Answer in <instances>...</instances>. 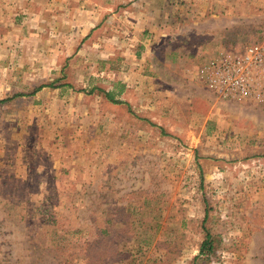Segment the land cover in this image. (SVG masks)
Listing matches in <instances>:
<instances>
[{
	"label": "rangeland",
	"instance_id": "374dc122",
	"mask_svg": "<svg viewBox=\"0 0 264 264\" xmlns=\"http://www.w3.org/2000/svg\"><path fill=\"white\" fill-rule=\"evenodd\" d=\"M260 44L264 0H0V101L55 86L0 104V264H264V70L202 73Z\"/></svg>",
	"mask_w": 264,
	"mask_h": 264
},
{
	"label": "built area",
	"instance_id": "2783aa9c",
	"mask_svg": "<svg viewBox=\"0 0 264 264\" xmlns=\"http://www.w3.org/2000/svg\"><path fill=\"white\" fill-rule=\"evenodd\" d=\"M264 70V44L252 45L243 52L227 53L203 69L209 87L226 99L250 98L255 89L254 75Z\"/></svg>",
	"mask_w": 264,
	"mask_h": 264
},
{
	"label": "trees",
	"instance_id": "16d2710c",
	"mask_svg": "<svg viewBox=\"0 0 264 264\" xmlns=\"http://www.w3.org/2000/svg\"><path fill=\"white\" fill-rule=\"evenodd\" d=\"M62 86H70L68 84H64ZM47 87H51V88H54L55 86L53 84L51 85H42L40 87H38L37 89L34 90V92L32 93H19V94H15L14 96L12 97H9L5 100H1L0 101V104H5L7 102H10L12 100H15V99H23L25 97H30V96H34L37 92L43 90L44 88H47ZM92 93V91H90V94ZM104 95L106 97V99L108 101H110L111 103L113 104H122L123 102L116 99L110 92H105L104 91ZM214 250V247H213V242H212V239H211V235L209 233H207V238H206V241L202 244V250H201V254L202 255H209L212 253V251Z\"/></svg>",
	"mask_w": 264,
	"mask_h": 264
}]
</instances>
